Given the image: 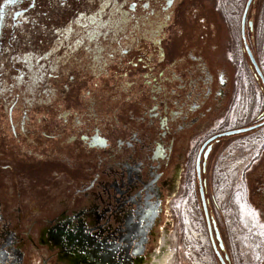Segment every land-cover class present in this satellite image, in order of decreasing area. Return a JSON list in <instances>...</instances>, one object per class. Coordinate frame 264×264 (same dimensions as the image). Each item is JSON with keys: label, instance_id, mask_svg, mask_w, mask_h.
<instances>
[{"label": "flooded vegetation", "instance_id": "1", "mask_svg": "<svg viewBox=\"0 0 264 264\" xmlns=\"http://www.w3.org/2000/svg\"><path fill=\"white\" fill-rule=\"evenodd\" d=\"M227 4L0 0V264H169L171 208L197 145L205 224L231 264L202 175L229 138L264 125L246 126L263 96L245 57L263 87L264 71ZM234 160L229 241L234 252L240 232L239 257L260 264L264 129L216 168Z\"/></svg>", "mask_w": 264, "mask_h": 264}, {"label": "rangeland", "instance_id": "2", "mask_svg": "<svg viewBox=\"0 0 264 264\" xmlns=\"http://www.w3.org/2000/svg\"><path fill=\"white\" fill-rule=\"evenodd\" d=\"M223 1L227 2V0H223ZM231 3L232 5L227 4V7H230L229 9H232L234 11L232 15H236L237 17L238 15L241 14L240 16L241 17V20H240L241 29H242V21L245 20V32H246L245 34H246L249 48L253 56L255 58L257 57V60L260 62L259 57L264 52V0H252L249 7H248L249 0H231ZM251 24L253 25V30L251 29ZM228 29L230 30V32L232 31L230 26ZM240 39L242 40V36H240ZM241 42L243 43V40ZM234 46L236 50V45L234 44ZM242 48L244 50L243 45H242ZM239 50L241 52V47L239 48ZM245 58H246L245 66L248 69V72L252 77V82L254 83V86L258 88V90L261 92L263 96L261 103H260V107H258L256 97H253V100H252V94L249 92V90H247V88H243L242 90L243 92H241L243 101L241 100L240 105H244V104L250 105L248 104V102L252 100L251 103H253V107L251 108V110H253L254 113L258 110L257 117L254 116L251 119V121L246 125L247 127H251V126L260 125L264 121V116H263L264 115V87L262 86L261 80H259L257 76L255 75V70L250 60H248L247 57ZM237 72H238V67H237ZM238 110L242 111L241 108H239ZM263 129H264V125L259 126L255 130L249 132L248 134H245V136L243 137L241 136L240 138H232V139L229 138L226 141V144L220 149L219 153L217 154L216 159L212 163L211 173L208 170L207 173H204L202 175V182L204 181L206 182L205 196L207 197V200L211 199V203L208 201L209 202L208 207L212 205L214 206L215 214L219 221V226L228 244L227 246H228V250H229V254L231 258V264H245V261L239 257L240 247L243 248L244 246L242 242L244 238L240 234V232L236 233V238L240 237L242 239L239 240L238 238V242H237L238 244L235 243V246H234L236 250L233 252V246L231 245L229 241V235H228L230 232H228L227 230V222L231 218L229 216L231 215L229 214L231 213V211L229 210L232 207V200L229 197L230 187L226 188L227 187L226 185L222 186L223 182L221 180V174L226 171L224 169L223 164L220 166L221 168H216V167H217L219 158H221L224 155V153L235 142L249 135L250 136L254 135ZM189 150H190V153H189L190 163L184 174V180L182 182L183 183L182 192L175 200V203L177 202V200H179L176 207H175V203H173L174 205L171 208V219L173 218L172 221L174 222L171 223L172 224L171 229L166 234L167 235L166 237H168V240H170L169 247L174 248L172 250L171 257L169 259V262H170L169 264H195V261L190 260L189 256L186 253L188 248L194 251L193 254L195 255L193 254L192 255L195 256L196 262H199V263L202 262V263H207V264H220L219 260L216 258L215 253L213 251L208 228H207V225L205 224V218H204L205 216L203 212L201 195H200L199 188H198V181L196 177H194L195 169H194L193 164L195 162L193 163V161L191 160V158L193 157V153L195 151L197 154L199 150V145ZM193 193L195 194V198L192 197ZM219 195H221L223 198H220ZM215 198L217 199V203H216ZM185 206L187 207V210ZM188 209H191V212H188ZM187 213L191 214V216L193 215L196 216L197 220L194 222L192 218L190 222L189 221L186 222L184 220V216H186ZM195 224H197L196 227H195ZM190 228L192 229L190 230ZM193 229H195V232H198L199 230L204 234L205 242H202V241L199 242L200 240L198 239L199 237L191 240V235H193L192 233ZM190 242H192V244H190ZM260 264H264V261H262Z\"/></svg>", "mask_w": 264, "mask_h": 264}, {"label": "bare ground", "instance_id": "3", "mask_svg": "<svg viewBox=\"0 0 264 264\" xmlns=\"http://www.w3.org/2000/svg\"><path fill=\"white\" fill-rule=\"evenodd\" d=\"M239 14V13H238ZM259 60H260V67L262 68V70L264 71V52H263V54L259 57ZM246 73V72H245ZM244 82L246 83V84H249L250 83V80L251 79H249V77H247L246 75H244ZM249 86H251V85H249ZM244 108H245V106L243 105V110H244ZM231 153V152H230ZM240 156V155H239ZM243 156V155H242ZM245 156V155H244ZM226 159V158H225ZM232 161V160H231ZM241 161V160H240ZM238 162L239 161H235L234 160V163H232L231 165H229L228 166V164H227V166L224 168L226 171L224 172V173H222L221 174V180H222V182H223V184H222V186H227L226 188H229L230 187V185H231V183H230V177L232 176V179L236 176V174H237V176H238V167H237V165L236 164H238ZM236 167V168H235ZM237 169V170H236ZM236 179V177L234 178V180ZM232 182V181H231ZM234 186V185H233ZM236 187V186H235ZM195 197V196H194ZM219 197L220 198H223L221 195H219ZM242 200V199H241ZM185 208H186V210H187V207L185 206ZM192 209V208H191ZM191 209H188V212H191ZM231 209H232V207H231ZM231 209L229 210V211H231ZM185 211V210H184ZM229 214H231V213H229ZM229 216H231V215H229ZM195 217V218H194ZM193 218V220H194V222L197 220V218H196V216H191V214H186V216H184V220L187 222V221H189L190 222V220ZM188 222V223H189ZM187 224V223H186ZM190 225V224H189ZM197 226V224H195V227ZM190 227V226H189ZM194 227V228H195ZM198 227H199V225H198ZM192 228H190V230H191ZM192 233H193V235H191V240L192 239H194V238H197V237H199L198 239H200L199 240V242L200 241H202V242H205V237H204V234L201 232V231H199L198 230V232H195V229H193V231H192ZM188 235V234H187ZM193 237V238H192ZM190 239V238H189ZM190 240V241H191ZM260 242V241H259ZM195 243H197V242H195ZM190 244H192V242H190ZM260 244V243H259ZM261 245V244H260ZM184 248H186V247H184ZM193 250L192 249H190V248H188L187 249V251H186V253H187V255L189 256V258H190V260H194L195 261V264H207V263H202V262H196V258H195V256H193V255H195V254H193ZM193 254V255H192ZM187 257V256H186ZM204 258H205V256H204ZM209 258V257H208ZM207 259V258H206ZM205 261V260H204ZM209 261V260H208ZM207 262V261H206Z\"/></svg>", "mask_w": 264, "mask_h": 264}, {"label": "water", "instance_id": "4", "mask_svg": "<svg viewBox=\"0 0 264 264\" xmlns=\"http://www.w3.org/2000/svg\"><path fill=\"white\" fill-rule=\"evenodd\" d=\"M251 1H252V0H249L248 7L250 6ZM257 69H258V71H260L259 68H258V66H257ZM245 131H246V130H243V129H240V130H232V131H228V132H226L225 134H226V135H234V134L242 133V132H245ZM202 198L204 199V195H202ZM205 210H207V209H206V204H205Z\"/></svg>", "mask_w": 264, "mask_h": 264}]
</instances>
